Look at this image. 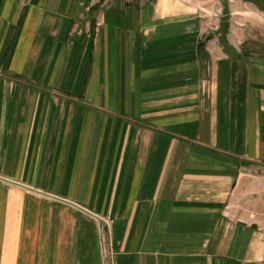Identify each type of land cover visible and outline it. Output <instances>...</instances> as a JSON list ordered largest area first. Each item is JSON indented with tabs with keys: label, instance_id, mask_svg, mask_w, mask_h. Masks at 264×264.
<instances>
[{
	"label": "crops",
	"instance_id": "crops-1",
	"mask_svg": "<svg viewBox=\"0 0 264 264\" xmlns=\"http://www.w3.org/2000/svg\"><path fill=\"white\" fill-rule=\"evenodd\" d=\"M226 4L0 0V264H264V23Z\"/></svg>",
	"mask_w": 264,
	"mask_h": 264
},
{
	"label": "rangeland",
	"instance_id": "rangeland-1",
	"mask_svg": "<svg viewBox=\"0 0 264 264\" xmlns=\"http://www.w3.org/2000/svg\"><path fill=\"white\" fill-rule=\"evenodd\" d=\"M187 2H196L199 6V11L204 17L209 21L210 29L217 30L219 28V21L226 16L225 0H183ZM240 3V11L243 13H250L251 16H254L257 20L262 21L260 17V12H264L260 7L256 5L255 2L251 0H228V3ZM216 3H221L223 6L222 15L220 17L216 16ZM241 15V14H240ZM264 23V22H263ZM217 27V28H216Z\"/></svg>",
	"mask_w": 264,
	"mask_h": 264
},
{
	"label": "built area",
	"instance_id": "built-area-1",
	"mask_svg": "<svg viewBox=\"0 0 264 264\" xmlns=\"http://www.w3.org/2000/svg\"><path fill=\"white\" fill-rule=\"evenodd\" d=\"M216 10H217V13H216V16L217 17H220L222 15V11H223V6L221 3H216ZM260 17L261 19L263 20L264 22V12H260ZM217 28V27H216Z\"/></svg>",
	"mask_w": 264,
	"mask_h": 264
},
{
	"label": "trees",
	"instance_id": "trees-1",
	"mask_svg": "<svg viewBox=\"0 0 264 264\" xmlns=\"http://www.w3.org/2000/svg\"><path fill=\"white\" fill-rule=\"evenodd\" d=\"M251 1L255 2L258 7L264 10V0H251ZM224 2H225V6H227L226 3L228 2V0H225Z\"/></svg>",
	"mask_w": 264,
	"mask_h": 264
}]
</instances>
